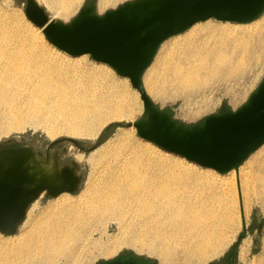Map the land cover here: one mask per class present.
Masks as SVG:
<instances>
[{"label":"bare ground","instance_id":"6f19581e","mask_svg":"<svg viewBox=\"0 0 264 264\" xmlns=\"http://www.w3.org/2000/svg\"><path fill=\"white\" fill-rule=\"evenodd\" d=\"M76 1L59 0L56 7L68 11ZM110 1L100 0V9ZM23 31L0 14V115L10 111L7 129L24 128L25 114L42 121L52 137L64 132L71 137L96 138L109 122L132 114L127 89L108 83L106 72L97 67L80 69L76 62L57 59ZM198 33L202 36L196 39ZM187 39L155 70L160 83H147L151 93L165 92L168 85L196 92L216 76L238 74L248 60L246 54L254 52L257 45L264 48V23L245 29L208 24L193 29ZM42 113V120L35 117ZM130 136H119L113 150L103 147L89 155L92 165L108 156L117 162L111 168L105 165L110 172L101 183H90L78 199L63 194L42 218L28 221L30 225L17 237H0V264H50L59 256L68 259L66 264H79L90 256L87 247L108 256L139 238L151 248L161 241L167 262L175 246L182 247L187 264H202L207 257L219 254L228 241L230 208L237 204L235 178H217L202 185L200 176L175 174L166 160L135 147ZM54 162L51 154L50 162L39 166L50 172ZM256 170L264 174L263 166ZM261 178L264 181V176ZM238 182L243 224L245 211L254 201L246 180ZM255 199L262 201L260 195ZM105 214L121 222L138 220L136 225L144 230L132 239L120 233L121 237L116 235L107 242L91 240L92 227L82 234L89 221Z\"/></svg>","mask_w":264,"mask_h":264},{"label":"water","instance_id":"95a60500","mask_svg":"<svg viewBox=\"0 0 264 264\" xmlns=\"http://www.w3.org/2000/svg\"><path fill=\"white\" fill-rule=\"evenodd\" d=\"M22 1L26 17L42 29L50 44L73 57L87 54L130 80L144 105L143 116L133 124L142 139L222 174L238 169L264 145V79L238 109L211 114L192 126L176 122L168 111L159 108L143 84L144 72L166 39L210 18L251 22L264 12V0H132L102 15L97 13V0H88L69 23L50 18L37 0ZM53 33L73 39L58 44L50 39ZM60 142L80 144L74 138L58 139L50 143L44 156L21 139L0 143L1 233L14 234L29 205L43 193L57 197L79 189L77 165H60L51 150ZM51 154L55 156L54 169L44 172L39 164L50 162ZM243 235L228 253L227 261L232 260V264ZM98 264L154 263L127 252Z\"/></svg>","mask_w":264,"mask_h":264},{"label":"rangeland","instance_id":"374dc122","mask_svg":"<svg viewBox=\"0 0 264 264\" xmlns=\"http://www.w3.org/2000/svg\"><path fill=\"white\" fill-rule=\"evenodd\" d=\"M37 1L45 7L50 18L67 23H69L80 12V10L87 5L88 2V0H77L72 4L68 11H64L56 7V2L59 0ZM129 1L132 0H111L102 9H100V0H97L96 10L97 13L102 15L106 11L114 9ZM24 8L25 4L22 0H0V14L3 16V19L6 18L14 25L19 26L21 30H24L23 32L29 39H33L35 42L37 40V43L41 44L40 47L46 49L48 54L53 55V57L63 59L65 61L76 62L79 64L77 65L80 66V69H91L96 67L102 69L107 74L109 79L107 80L108 83H113V85L116 86L120 85L127 89L129 95L128 102L133 106L134 110L129 117L106 124L101 129L99 135L96 138H93L71 137L64 132H59L55 137H52L47 132L42 121H34L30 118L32 116H25V114L22 116L26 118V125L24 128L7 129L6 125L9 120L8 117H10V111L6 109L5 113L2 112L3 114L0 115V143L7 142L11 139H21L45 156L50 143L53 141L62 138H74L79 141V146L73 145L70 142H60L54 145L51 149L56 154L60 165L70 163H75L77 165V173L81 176L79 189L73 194L67 193L71 195L73 199H78L82 196L81 193L85 192L90 183L99 184L102 182V180L110 172V169H104L105 165H109V168H111L117 164V162L110 156L103 159V161L98 162L96 165H92L88 161V158L90 157L89 155L93 154L97 150L99 151L103 147L108 150H113L118 143V137L121 135H131L130 137L133 139L132 144L135 147L139 145L137 148L147 149L152 157L154 156L156 158L166 160L174 168L175 174L178 175L184 173L186 175L189 172L197 174L201 177L202 185H206L208 180L234 177L237 204L234 208H230V212L233 214L230 216L232 222L228 228V241L219 254L207 257L202 264H232V260L227 261V256L229 251L233 249V245L237 242L240 234L244 235L237 247V255L234 259L235 264H264V181L261 178L264 174L262 175L263 172L259 173L256 170L258 166L264 167V145L251 154V156L238 169L222 174L213 169L201 167L181 156L169 153L157 145L142 139L137 134V130L133 124L143 116L144 105L139 92L132 87L130 80L119 76L112 67L104 63L96 62L87 54L73 57L50 44L42 30L28 20L25 15ZM263 19L264 12L255 20L247 23L221 21L215 18H210L199 21L184 32L169 37L161 44L151 65L143 74V84L145 89H149L147 87V83L149 84V81L152 80H156L157 82L155 81V83L159 86L160 81L156 78L155 70L160 67L159 65L165 57H170L174 54V52H178L181 44L186 43V40H189L187 37L193 29L203 27L208 24L227 25L229 27H240V29H245V27H254L258 26V24L264 23ZM196 35V39H199L202 36L200 33ZM197 42L198 41H196V43ZM261 48L264 49L263 47H258L257 45L254 48V52H248L246 54V60H248L246 61V64L242 66V69L237 72L238 74L235 73L231 76L228 75V77L225 75L226 78L223 75V77L216 76L212 78L206 87H203L201 90H196V92L190 91L189 93V91H182L179 87L174 85H168L167 90L165 92H161L162 94H154L147 89L146 91L155 104L159 108L168 111L176 122L183 123L187 126L202 123L205 118L211 114H219L226 109H238L248 101L251 94L257 89L259 84L264 79V53ZM260 49L262 51H260ZM35 117H39L42 120V118L45 117V113ZM61 120L62 119H59L57 124L61 125ZM98 141L100 143L96 146L95 142ZM81 147H84L85 149ZM78 156H82V158L78 159ZM239 177L246 180L250 191V198L254 201L251 205H249L247 211H245V226H243L241 218L240 188L238 182L240 181ZM63 194L65 193H62L57 197H52L43 193L38 199L29 205L25 219L18 226L16 232L14 234H3L0 232V237L5 239L17 237L26 228V226L28 227L30 225L28 221L32 222L35 219L42 218L46 209L49 208V205L52 202H55L56 199ZM259 195L262 197V201H256L255 198ZM116 219L117 218L115 216L109 214H105V216L101 219H92L85 226V229L82 230V234L84 231H88L89 229L91 230L92 227V238L90 239L107 242L113 237H116V235L117 237L120 236V233L122 237L132 239L133 236H137L144 230L142 229V226L138 224L136 225L138 220L134 221V219H132L131 221V219H127L125 222H121ZM123 223L125 224L124 226L128 228V231L123 228ZM140 240L141 239L139 238L138 240H133L128 244H123L114 253L108 256L99 253L98 251H94L91 246L87 247L86 252H88L90 256L87 258L85 257L79 264H98L104 259H109L118 254H124L127 252H132L139 257L149 258L154 264H187L186 256L182 247L178 248L175 246L174 249H171V253L168 254L170 261L167 262L164 254L165 249L160 244L162 243L161 241L154 242V247L151 248V246H148V244L143 243V241ZM80 241L81 239H79L77 243ZM156 246H158V248ZM243 246L244 250L242 249ZM67 260L68 259L66 257L59 256L57 257L58 262H54L53 260L50 264H66Z\"/></svg>","mask_w":264,"mask_h":264},{"label":"snow or ice","instance_id":"6c2138e0","mask_svg":"<svg viewBox=\"0 0 264 264\" xmlns=\"http://www.w3.org/2000/svg\"><path fill=\"white\" fill-rule=\"evenodd\" d=\"M50 39L53 40V42L55 43H62L64 41H70L71 39H73L71 36H63V35H60V34H56V33H53L50 35Z\"/></svg>","mask_w":264,"mask_h":264}]
</instances>
